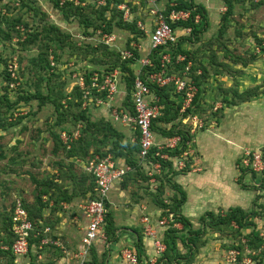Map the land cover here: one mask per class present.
<instances>
[{"label":"rangeland","instance_id":"1","mask_svg":"<svg viewBox=\"0 0 264 264\" xmlns=\"http://www.w3.org/2000/svg\"><path fill=\"white\" fill-rule=\"evenodd\" d=\"M85 1V5L81 7L83 14H88L90 16L89 18L93 16L91 20L95 22L97 15H94L92 10H99L100 7H97L93 3V0ZM227 1L193 0L195 4L205 5L207 8L206 18L208 19L206 31L195 37L194 41H182L188 38L189 34L180 27L176 29L183 50L190 53V61L187 64L189 67L187 75L194 76L197 71H200L202 65L206 66L209 70V76L203 87V91L205 92L202 95L205 107L203 114L200 116L205 121L206 130L198 129L192 133L188 128L190 126L186 125L193 136L186 150L189 152L193 147L197 149L195 142H193L194 135L196 137L199 132L201 133V137H205L204 133L207 130H209L208 133L210 134L218 135L223 128L222 126L230 122L228 119L233 122V124L230 123L227 125L228 127L237 126L239 120V123L242 122V127L246 130L244 136L249 131L248 136L250 138L252 136L254 137L241 150L250 149L259 151L261 148H264V93L251 98L250 102L246 105L242 104L243 102L241 103L237 98H235L236 102L234 101L230 104L224 101L225 98L230 99L232 97L230 93H226V90L231 88H236L241 93L245 90L260 86V92L262 90L264 92V0H230L232 5L231 13L228 15L226 21L221 22V16L227 13ZM124 2L130 7L129 19L131 18V21L129 23L136 22V32L138 33H133L131 28H126L122 25L117 26L115 22L111 26V32L107 30V22L101 21L99 23L100 26L97 27L92 24L87 26L80 22L77 15H74L73 12L69 15V19H66L63 17L61 9L54 7L52 0H0V20L7 16L9 18H15V21L19 17L23 22L17 25L16 30L18 32L16 30H9L10 28H8L7 23L0 22V96L7 93L10 101L14 103V107L9 111L5 107H2V112H4L3 115L10 122L15 124L6 131H0V145H2L1 149L6 156L4 159L0 158V215L2 211L13 215V206L20 200L25 201L28 205L33 204L36 198L35 192L37 184L33 181L32 177L40 181L41 179L50 178L52 175L59 174L56 163L64 158V152L62 150L58 154L53 151L54 143L51 132L56 131L59 133L60 131V128L55 126L60 115L55 110L54 105L48 103L40 107L38 101L35 99L30 102H18V100L22 96L40 91L43 94H51L52 97L61 99V103L65 106L66 97L69 96L70 99H73L70 93L74 91L78 76L86 75L88 72L97 73L99 75V83L101 84L103 76L123 69L122 61L113 56L115 51L120 53L123 50H129L127 46H130L132 49H138L141 56H146L150 52V35L155 28V18L151 14V7L145 0H125ZM161 2L162 5H159L160 8L163 11L167 10L168 5L165 1L161 0ZM165 12L164 14H166ZM106 15L109 18L111 16L110 12H107ZM46 25H55L59 32H61L59 46L53 41L46 44L38 41L37 43L28 45L30 44L28 43L29 34L41 32ZM3 31L5 34L9 33L10 36L6 37L7 35ZM105 34L110 36V39L108 38L109 40H106L107 43L103 39ZM25 44L26 47H24ZM56 45L58 47L57 49H55ZM223 47L227 48L233 55L243 57L248 61L250 60L249 62L251 63L245 67L241 65L236 66L232 72L223 68L222 74H214L215 65L212 63V58L215 56L219 61L223 60L225 54L222 50ZM41 51L48 54L49 66L47 63L42 67L39 62H37L39 65L33 63V61L39 58ZM107 52L109 53L107 54ZM179 54L182 55L181 53ZM130 66L136 71L139 68V62L131 64ZM170 70L176 76H182L184 72L177 64L172 65ZM237 70L242 71L241 73H237ZM7 73L10 74V83L5 79ZM5 86H8V88L5 89ZM242 88L246 89L244 90ZM169 94L171 95L170 92ZM125 100L126 85L122 77L120 93L115 98L111 111L109 108L102 105H95L93 102L87 108L94 121L100 120L101 118L112 120L110 114L114 110L116 111L117 108L119 110L125 109ZM62 110H65V108L63 107ZM83 110V106L73 108V112L75 111L76 113ZM246 110H249V114H242ZM227 114L229 115L227 116ZM113 123L116 128L128 137L127 132L130 129L129 127L126 132L122 128L123 125L115 123L114 121ZM158 126L167 131L172 129L171 124H158ZM192 143L194 146L190 147ZM238 155H240V152ZM195 156L197 157V154ZM195 156L187 157L186 161L194 165ZM181 158H185V156ZM73 160L78 166H75L73 170L77 175H80L84 171L87 160L85 162L79 158ZM217 167H220V173H224L226 169L229 172H233L235 169L238 170L239 177L237 175L236 179H232L229 184L230 186L235 185V187L239 188L240 194L239 196L236 194L230 195L228 199L232 202L233 197H238L241 203L238 205L233 204L235 207L238 206L246 212H254L252 220L255 223V227H247L244 230V235H234L235 239L231 241L230 237L225 236L226 234L219 233L217 237L212 238L214 240L210 248H206V250L202 248L201 254L203 257L198 258V260H202L199 263L228 264L229 262L226 256H228L229 251L236 250L239 253L238 258L240 262L236 264H250L248 261L245 262V259L250 260L251 264H254L253 259L254 257H258L259 254L262 255L261 260L262 264H264V244L257 252L251 250V248L256 247L255 236H260L264 241V178L259 180V178L254 179V176L250 177L248 172L241 169L239 159L236 161L235 169L231 159L225 165L218 164ZM206 171L211 172L213 169L210 166ZM247 174L248 177L246 176ZM240 182L248 187L243 188L239 184ZM71 183L68 180L64 185H66L67 190L73 191L75 189ZM155 183L151 181L131 183L129 180L127 184L130 187L125 189L126 196L124 198L126 200H123L118 195L123 190L121 188V182L117 183V185L115 184V189H113L108 198L109 200L111 198L109 212L111 213L112 219L114 221L117 219L118 224H125L124 226H127L128 219L133 215L135 220L133 218L132 220L135 223L136 219H138L137 213L132 214L133 210L129 209L130 207L128 208V206L138 202L140 200L138 197L140 196L146 199L147 203L154 204L153 198L155 192L152 189H154ZM214 185H217V183L211 184L210 188H214ZM184 192L187 194L186 191ZM134 193L140 196L136 198ZM214 193V196L219 194L218 198L220 200L222 199L220 197V190ZM173 196L174 191L166 186L163 200L168 201ZM177 196L180 198L178 193ZM112 199L113 202H116V207L111 203ZM184 203L182 206H184ZM61 204H59L60 207L62 206ZM131 206L133 208V205ZM181 207L179 208L178 216H181ZM214 207L215 205L211 208ZM226 212L227 210L221 212V215ZM46 213L48 214V210H46ZM155 217L157 218L158 216L155 215ZM114 224L117 225L116 222ZM181 224V227H179V224L176 225L179 230L182 229ZM78 226L76 230L67 228L66 232H80L81 234L83 228H79ZM82 226L84 227V224ZM249 233L253 236V243H249L247 237H245ZM206 245L203 247H206ZM238 246L242 248L238 249ZM28 253L23 256L25 259H22L20 264H42L47 259L55 257L54 248L46 250L44 247L41 249V246H37L36 244H34ZM42 255L45 256L42 257ZM210 255H216V257H209ZM40 256L42 258L47 257V259L42 260ZM2 261L4 262L1 264H7L8 259L4 257ZM194 262L196 261L194 260Z\"/></svg>","mask_w":264,"mask_h":264},{"label":"trees","instance_id":"2","mask_svg":"<svg viewBox=\"0 0 264 264\" xmlns=\"http://www.w3.org/2000/svg\"><path fill=\"white\" fill-rule=\"evenodd\" d=\"M54 7L61 9L63 17L69 19V15L73 12L74 15H77L80 22L85 25H94L95 27L100 26V22H107V30L109 32L112 31V25L115 22L117 26H124L126 28H131L133 33L136 32V22L129 23L131 20L124 19V11H121L118 7L120 3L122 4L125 0H108L104 6H100L99 10H92L94 15L96 14V21L94 22L93 16L83 14V9L81 7L70 6L66 5L63 8H59L58 3L55 0H52ZM165 3L168 5L166 10V15H168L173 9L176 10H184L190 11L191 14L199 13L202 18V25L198 26L195 25L194 22L191 20L188 21H178L176 24H173V29H177L178 27L185 29L191 28V32L188 35L189 37L182 40L185 42H192L194 38L197 37L202 32H205L208 26V19L206 18L207 8L203 4H195L193 0H164ZM175 3L176 6L171 7L170 4ZM228 9L227 13L221 16V22H224L228 19V15L231 13L232 5L230 0L227 1ZM107 12H110V18L106 15ZM118 20H117V19ZM9 18L5 16L1 23H7L9 30H16L17 25L22 22L21 18ZM18 32V30H16ZM4 33V31H3ZM5 34V33H4ZM53 34V36H51ZM6 37H9L10 34L6 33ZM61 32L57 29L55 25H46L41 32H34L29 34V42L31 44L37 43L38 41L43 42L44 44L53 41L58 45L60 42L59 37ZM140 36V34H139ZM55 47L57 49L58 47ZM59 46V45H58ZM26 47V44L25 46ZM128 51L133 53L132 58L127 59L122 56V53L114 52L113 56L118 60L122 61L123 69L119 70L122 73L123 79L126 85V100L124 105L126 106L125 109H128L129 113L135 115L133 101H132V90L133 84L136 79L135 70L131 68V64L138 62L141 58V54L138 49H132L130 46H127ZM166 48L164 46L158 47L156 50H152L149 54V57L154 63V67H147L143 71L149 72H156L159 66V57L158 53L164 51ZM172 55L176 57L179 53L185 56V60L178 64L177 66L184 70L187 69V64L190 61V53L188 51L183 50L182 44L180 41L176 45V47L172 48ZM224 51L223 60L219 61L217 57L213 56L212 63L215 65L214 74L220 75L222 74V69L225 68L228 71H234V67L236 66H248L251 62L245 60L243 57L233 55L227 48H222ZM109 52H107L108 54ZM122 56V57H121ZM48 54L41 51L39 58L33 61L36 65L39 64L41 67L47 63L49 66V60L47 59ZM231 58V59H229ZM219 61V62H218ZM38 64V65H39ZM172 66V65H171ZM40 67V66H39ZM242 70H237V73H241ZM228 73V72H227ZM225 73V74H227ZM171 73V70L169 71ZM94 73L88 72V74H84L83 77L85 79L86 85L90 84V80ZM82 76V75H81ZM209 76V70L206 66L202 65L200 71H197L194 76H190L192 81L194 82L195 86L198 89V93L196 94L191 106L187 109V111L183 114H180L181 104L176 101L178 94L176 95L173 90V84H170L165 87H158L155 84H149L152 92L159 97L160 101L159 104L162 106L163 115L158 117L152 124V130L155 136V146H153L152 150L149 153V158L141 164L140 160V134L138 129H131L134 133V140L128 138L125 133L115 127V124L112 120L101 118L100 120L94 121L91 118L90 112L88 108L91 104H96L97 98H103L106 95V91L97 93L94 92V96L92 100L89 102L88 108H84L83 111L76 113L73 112L74 107L80 108L83 106V90L75 84V88L73 93H70L73 99L70 97H66V104L63 106L61 103V99L54 98L48 94H43L40 91H36L34 94H28L27 96H22L19 101L30 102L31 100L35 99L38 101L40 107L44 106L45 104H52L55 107V110L59 113L60 118L55 126L60 128L59 133L56 131L51 132V136L53 139V151L54 153L60 152L62 150L64 152L63 159L60 162L56 163L57 172L59 174L52 175L50 178L41 179L40 181L36 180L35 177H32L33 181L36 182V198L33 204H26L25 201L23 202V207L27 211L29 218L35 224L36 231L30 236L29 243L31 249L34 244L37 246L40 245L41 240L44 238V228L47 226L53 227L56 222L60 219L58 218V213L63 209V206H59L62 202L66 204H71L77 199H95L96 194L94 192L95 182L94 177L85 171H82L80 175L73 170V168L77 166L76 162L73 160L75 158H79L82 161H86L94 156L98 155L100 157L111 156L112 159L119 165L124 166L128 165L132 168V171L127 173L122 184V189H128L130 186L127 184L130 182L135 183L137 181H150L151 179H156L158 182L157 188L154 191V204L161 209L160 219L166 217L168 213H173L175 215L174 222L182 223L183 230H179L173 227L172 222L170 225L160 226V228H164V240H162L166 245V252L164 254V258L159 260L157 264H173V262H177V264H192L195 260V255L198 251L207 244V240L204 239L207 235L208 231H213L221 234H226L225 236L230 237L234 240L235 236L244 235V230L247 227H255V223L252 220L254 212H246L240 207H231L228 211L221 215V211L214 212V211H207L205 212L199 220L200 227L198 229H194L192 223L182 217L178 216L179 208L185 202L186 194L182 187L174 180V177L178 174H184L191 172V164L188 161L187 167L179 171L177 168L174 169V163L178 159H181L182 154L188 149L189 144L192 141V135L190 130L187 129L186 125H183L181 120L183 117H187L188 115H197L200 117L203 114L204 110V103L202 99L203 87L205 85V81ZM237 76V75H236ZM5 79L8 83L11 82L10 74L7 73L5 75ZM7 89L8 86H5ZM205 89V88H204ZM261 87L257 86L254 89L245 90L244 92L239 93V90L236 88L227 89L226 93L231 94V98H225V103L230 104L234 102L237 98L239 101L246 102L249 101L251 98L258 96L259 94H263V90L260 92ZM171 93V95L169 94ZM174 96V97H173ZM77 99V100H75ZM93 102V103H92ZM236 102V101H235ZM234 105V103H232ZM113 106V105H112ZM2 107H5L7 111H9L12 107H14V103H12L5 93L4 95L0 96V131H6L9 127L15 125L9 121L7 117L3 115ZM65 110H62V108ZM119 109V108H117ZM124 109V110H125ZM7 113V112H5ZM68 116V117H67ZM201 118V117H200ZM111 119V118H110ZM70 121V123H69ZM178 123V124H176ZM158 124H171L172 129L169 131L161 129ZM79 125L81 127H79ZM182 125V126H181ZM79 127V137L74 140L64 141L61 139L60 133L67 129L72 135L73 131ZM190 129V128H189ZM202 130H205V125ZM175 136H179L182 139L181 144L176 148L175 151H169V149L160 150L158 148L159 145L163 146L166 143L168 138H172ZM92 145V148H91ZM2 145H0V158L4 159L5 153L1 149ZM91 148V149H90ZM61 151V152H62ZM168 154L169 159H162L160 156H156L155 154ZM189 157H192L191 155ZM174 159H176L174 161ZM14 160V159H13ZM68 163H66V161ZM187 160V159H186ZM174 162V163H173ZM159 163L161 164L162 173H157V171L153 168V165ZM151 166L152 170L148 169ZM241 167V166H240ZM242 170L248 172L249 176L253 177L254 179L261 180L264 177H259L255 172L253 173L249 169H245L241 167ZM152 175H149V174ZM248 174L246 175L248 177ZM246 179V177H245ZM70 180L72 183L71 185L74 187L75 190H67L66 184L67 181ZM242 181V180H241ZM243 188H247L248 186H244L241 182L239 183ZM1 185V183H0ZM168 186L174 191V196L170 198L167 203L163 200V195L165 193V187ZM177 193L180 195L177 196ZM136 198L140 195L134 193ZM142 197H138L140 199ZM64 204V203H62ZM61 204V205H62ZM14 207V206H13ZM105 207L107 212L105 213V226L104 232L106 234V242L107 241H116V228L114 224V219L111 217V213L109 212V199L105 201ZM48 210V215L46 213ZM178 216V217H177ZM0 240L3 244L8 246V250H0V264L4 261V257L8 259L7 264H15L16 256L13 255L11 251L12 244L14 243V236L12 234V224H13V215L8 214L6 211H2L0 215ZM232 233V234H231ZM36 235V236H34ZM159 237V234H158ZM247 241L249 243H253V236L251 233L247 234ZM256 239V247L251 248L252 251L257 252L259 248L264 244L263 239L259 236L254 237ZM249 239V240H248ZM184 246L187 249V252L183 254L178 247V243ZM140 242L135 241V248L137 251L136 254L138 256L139 250L138 245L140 246ZM238 249L242 247L238 246ZM262 255L259 254L258 257H254V261L258 264H262ZM91 259V258H90ZM239 260V258H238Z\"/></svg>","mask_w":264,"mask_h":264},{"label":"built area","instance_id":"3","mask_svg":"<svg viewBox=\"0 0 264 264\" xmlns=\"http://www.w3.org/2000/svg\"><path fill=\"white\" fill-rule=\"evenodd\" d=\"M59 8H63L66 5L83 7L85 0H55ZM107 0H93V3L97 6H104ZM151 7V14L155 18V28L150 35V52L156 50L158 47L164 46L166 49L159 52V66L156 72H144L147 67H154V63L149 57L150 52L146 56H142L139 62V68L135 71L136 79L133 84L132 90V103L135 111V115H132L126 110H114L111 114L112 120L115 123L123 125V127H129L130 129H138L140 134V152L139 157L141 164H144L149 158V153L155 146V136L152 130L153 122L163 115L162 106L159 104V97H157L149 87V84H155L158 87H165L169 84L174 85V93L178 94L179 101L182 102L180 113L183 114L191 106L195 95L198 92L197 87L190 78L188 73L189 67L182 76H176L175 74H169L171 65L180 64L185 60V56L178 54L176 57L172 55V48L176 47L179 42L177 30L173 29L172 25L178 21L191 20L195 25H202V18L199 13L191 14L190 11L173 9L168 15L164 14V11L159 5H162L161 0H145ZM171 7L176 6L173 2ZM118 8L124 11V19L127 20L130 17V7L126 2L120 4ZM187 34H190L191 28L183 29ZM107 34L103 36L104 42L109 38ZM110 39V38H109ZM108 39V40H109ZM107 43V42H106ZM122 56L130 59L133 53L128 50L121 51ZM189 64V62H188ZM122 73L116 70L113 74L103 76V81L99 83V75L94 73L90 80V84L87 86L83 76H78L77 85L83 90V107L87 108L89 102L94 96V92L100 93L106 91V95L103 98H97L96 104L107 106L109 110L113 108V102L120 92ZM192 122V123H191ZM183 125H189L190 130L201 129L205 125V121L197 115H188L182 118ZM79 127H81L79 125ZM79 127L77 131L70 135L67 129H64L60 135L64 141L74 140L79 137ZM135 138V137H134ZM134 138L132 140H134ZM182 139L179 136L168 138L165 145H159L160 150L169 149V151H175L181 144ZM156 156H160L162 159H169L168 154L156 153ZM185 158L176 160V168L179 171L184 170L187 167L186 159L190 156L189 151H185L182 157ZM174 163V164H175ZM84 164V163H83ZM239 165L245 169H249L253 173L255 172L259 177H264V148L259 151L253 150H241L239 156ZM153 168L157 173H162L161 164L156 163ZM84 171L94 177L95 187L94 192L96 194L95 199H86L77 204L78 210L81 211L85 220L86 226L81 237L80 248L72 254L67 261V264H89L91 258V250L97 241H106V234L104 232L105 226V213L107 212L105 207V201L108 200L115 184L123 181L124 176L132 171V168L128 165L119 166L111 156L100 157L98 155L87 160L84 166ZM149 175H152L151 173ZM167 203V200H164ZM68 207V204L65 205ZM175 215L168 213L166 217L159 220L160 226L170 225L174 222ZM144 224V234L152 239L154 244V251L158 258L163 257L166 252L165 243L158 237V232L153 228L150 218L145 215L142 217ZM173 223V227L176 228ZM35 224L30 220L29 215L23 207L22 201L16 202L14 205L12 234L14 236V243L12 244L11 251L14 256H25L29 252V239L30 236L36 231ZM51 229L45 227L44 233H50ZM36 236V235H34ZM264 238V236H263ZM54 243L51 238H44L41 240L40 246ZM0 250H8V246L3 244L0 240ZM122 258L127 264H139V258L130 247H123L121 250ZM239 253L236 250L229 251L226 256L229 263H240L238 260ZM251 264L250 260L245 259V262ZM254 264H258L253 261Z\"/></svg>","mask_w":264,"mask_h":264},{"label":"crops","instance_id":"4","mask_svg":"<svg viewBox=\"0 0 264 264\" xmlns=\"http://www.w3.org/2000/svg\"><path fill=\"white\" fill-rule=\"evenodd\" d=\"M241 85L243 86V84ZM242 89L245 90L246 88H242ZM249 102L250 100L243 102L242 104L246 105ZM244 113L249 114V110L242 112V114ZM228 115L229 114H227V116ZM228 120L230 122L222 126L223 128L220 130L218 135L217 134L213 135L208 133L209 130L205 131L204 133L205 137H201V133L199 132L197 133L198 135L196 137L194 135L193 142H195L197 149L196 148L194 149L193 147L194 145L192 143L190 147L193 148L190 151V155L194 157L195 154H197V157L195 156L194 158L195 166L191 165L192 169L191 172H189L188 174L187 172L184 174H178L174 178V180L182 187V189L187 192L186 202L184 203V206H182L180 209V215L188 219L192 223L194 229H198L200 227V223L198 222V220L205 212L207 211L224 212L225 210L228 211V209L231 207H235L233 204L238 205L239 203H241L238 197L237 198L233 197L232 202L228 199L230 195L236 194L239 196L240 194L239 188L235 187V185L230 186L229 183L232 179L235 180L236 176L238 175V170L235 169V164L236 161H238L239 159L238 158L240 156L238 155L239 152L241 153V149L245 147L247 143H250L254 139V137L252 136L250 138L248 136L249 131H247V133L244 136L246 130H244V127H242L243 125L242 122L239 123V120H238V125L235 127L231 126V128L230 126L228 127L227 125H229L230 123L233 124V122L230 119ZM122 128L124 129V131L127 132L128 127H122ZM127 133H128V137L131 140L135 137L131 129H129ZM230 159L234 163L235 170L233 172H229L228 169H226L224 173H220L219 172L220 167H217V165L218 164L225 165V163L229 162ZM173 165L175 169L176 163ZM210 166L212 167L213 171L211 172L206 171L210 168ZM148 169L152 170L151 166ZM219 178H221L222 181L219 180ZM150 181L157 183V184L155 183L153 189L155 190L158 185L157 180L153 178ZM215 182L217 183V185H214L213 186L214 188H210L211 184ZM215 187H219V188L215 189ZM207 189H211V190H207ZM217 190L221 191L220 193L221 194L220 197H222L221 200L218 198L219 194H216L214 196L215 194L214 192ZM122 191H120L118 195L123 200H126L124 198L126 196L125 190ZM82 201L83 199H77L71 204H69L67 208L65 207V205H67L66 203L62 204L63 209L58 213V218L60 220L56 222L53 227L47 226V228H50L51 231L50 233H44V235L47 238L50 237L54 243L43 245L41 246V249L44 247L46 248V250L50 248L51 249L54 248L55 257L47 259V257L42 258L45 255H42V257L40 256L42 260L47 259L45 261L46 263L44 262L42 264H67V261L72 256V254L80 248L81 237L84 232V228L86 226V220L83 214L81 213V211L78 210L77 208V204H79ZM111 203L114 205V207L117 206L115 204L116 202H113V199ZM131 205H133V208ZM131 205L128 206V208L130 207L129 209L133 210L134 213L132 212V214L137 213L138 219H136L134 223L132 218L135 220V217L131 215L130 218L128 219V222L126 223L127 226H124L125 224L124 225L118 224L117 219H115V222L117 224L115 226L118 227V229L116 230L117 233L116 238L118 239L116 241H107V242L103 240L97 241L91 250V259L89 264H127L121 255L122 248L128 246L133 250L137 251L135 248V241L140 242V239H141V243H139L140 246L138 245L139 264H157L159 260L164 258V255L163 257L158 258L157 255L155 254L154 246H153L154 239L144 234V224L142 222V217L147 215L151 220V224L153 228L158 232L157 234H159V238L161 240H164L165 229L158 227L161 209H159V207H157L155 204L147 203V200L143 198H140L138 202L133 203ZM213 205H215V207L211 208ZM155 215L158 217L156 218ZM83 224L84 227L82 226ZM175 224L177 225L179 224V227H181L180 226L181 223L177 222ZM77 225H79L78 226L79 228L81 227L83 228V232L81 231V234L80 232L78 233L71 231L66 232L67 228L68 229L73 228V230L78 229ZM181 230H183V225ZM218 235L219 233L217 232L208 231L207 235L205 236V239L207 240V245L206 247H202L203 250L204 249L206 250V248H210L214 240V239L212 240V238H215ZM226 239L229 240V238L227 237ZM231 240L232 239L230 238V241ZM219 241H221V239H219ZM178 247L182 253L187 252V249L184 248L181 242L178 243ZM202 248L198 251V253H196L195 255L196 262H194L193 264H202L199 263L202 260H198V258L203 257L201 254ZM209 257L215 258L216 255H210ZM22 259L25 258L23 256L17 257L16 264H20ZM173 264H177V262H173Z\"/></svg>","mask_w":264,"mask_h":264},{"label":"clouds","instance_id":"5","mask_svg":"<svg viewBox=\"0 0 264 264\" xmlns=\"http://www.w3.org/2000/svg\"><path fill=\"white\" fill-rule=\"evenodd\" d=\"M183 55V54H182ZM142 57V56H141ZM146 72V71H145ZM168 86V85H167ZM173 90H174V85H173ZM198 93V92H197ZM176 94V93H175ZM177 95V94H176ZM196 96V95H195ZM176 101L182 105V102L179 101V96L176 98ZM182 107V106H181ZM181 114V113H180ZM182 122V120H181Z\"/></svg>","mask_w":264,"mask_h":264}]
</instances>
